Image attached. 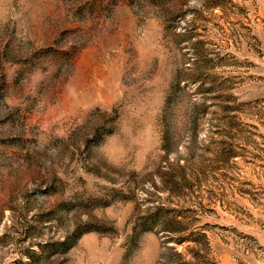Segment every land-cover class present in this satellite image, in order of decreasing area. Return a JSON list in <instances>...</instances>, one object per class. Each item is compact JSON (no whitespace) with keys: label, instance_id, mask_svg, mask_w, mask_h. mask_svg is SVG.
I'll use <instances>...</instances> for the list:
<instances>
[{"label":"rangeland","instance_id":"1","mask_svg":"<svg viewBox=\"0 0 264 264\" xmlns=\"http://www.w3.org/2000/svg\"><path fill=\"white\" fill-rule=\"evenodd\" d=\"M0 264H264V0H0Z\"/></svg>","mask_w":264,"mask_h":264}]
</instances>
